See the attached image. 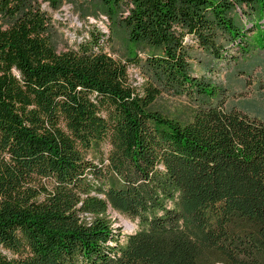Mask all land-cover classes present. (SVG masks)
I'll return each instance as SVG.
<instances>
[{
    "label": "trees",
    "instance_id": "trees-1",
    "mask_svg": "<svg viewBox=\"0 0 264 264\" xmlns=\"http://www.w3.org/2000/svg\"><path fill=\"white\" fill-rule=\"evenodd\" d=\"M98 1L127 63L95 27L56 53L45 11L0 0V264H264V122L192 76L200 54L244 53L264 0ZM163 92L186 114L160 111Z\"/></svg>",
    "mask_w": 264,
    "mask_h": 264
},
{
    "label": "rangeland",
    "instance_id": "rangeland-1",
    "mask_svg": "<svg viewBox=\"0 0 264 264\" xmlns=\"http://www.w3.org/2000/svg\"><path fill=\"white\" fill-rule=\"evenodd\" d=\"M11 1L12 4H19L21 7H39L46 12L50 18L46 35L56 53L66 52L88 39L89 31L95 27L106 35L110 32L112 40L104 47L107 54L122 63H127L128 57L131 56L126 30L119 23L109 24L111 19L98 0ZM5 26L6 21L0 14V29ZM245 45L244 53L233 47L220 61H212L205 54H200L199 61L192 62V76L210 80L216 87L226 89L228 106L232 105L243 114L264 122V31L257 27L252 35L247 37ZM133 53L139 64H129L127 72L130 81L138 87L146 79L142 62L147 51L135 47ZM156 105L164 114L183 116L191 104L185 96L176 97L163 92L157 99ZM107 150L108 146L102 145L103 155ZM110 213L114 228L122 235H128L135 230V223L116 212L110 211ZM4 254L10 256L6 252Z\"/></svg>",
    "mask_w": 264,
    "mask_h": 264
}]
</instances>
